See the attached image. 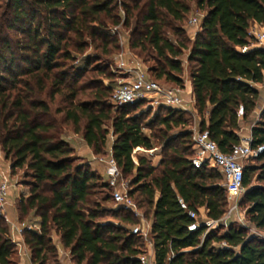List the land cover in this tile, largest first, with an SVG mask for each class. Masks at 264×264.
I'll use <instances>...</instances> for the list:
<instances>
[{"label": "trees", "instance_id": "1", "mask_svg": "<svg viewBox=\"0 0 264 264\" xmlns=\"http://www.w3.org/2000/svg\"><path fill=\"white\" fill-rule=\"evenodd\" d=\"M193 1L205 9V15L191 41L182 25L172 23L187 20ZM0 10V146L11 168L25 169L32 180L18 211L22 220L31 214L40 218V231L23 233L33 263L61 264L52 237L55 231L76 264H141L138 240L143 237L130 228L140 220L123 207L110 212L92 200L94 185L103 175L75 163V148L66 136V126L71 125L97 156H106L110 123L112 152L123 178L137 173L130 195L150 219L156 264H264V239L252 235L248 227L220 224L204 237L205 226L188 230L191 218L179 198L191 210L205 207L212 220H221L227 212L228 193L219 170L197 169L193 157L172 147L168 148L175 158L164 159L159 170L145 156L136 163L138 147L154 148L153 137L144 131V119L134 114L141 102L113 110L108 103L113 88L101 85L93 101L77 99V86L91 62L102 60L99 56L109 54L108 47L116 44L109 25L134 24L131 47L155 52L159 81L164 78L167 84L183 86L180 57L190 50L199 128L208 130L219 148L229 152L241 142V121L249 120L257 108L260 91L255 84H264V48L241 51L255 41L251 24L264 27V0H0ZM167 29L174 32V41L167 37ZM87 39L92 45L99 42L103 54L82 59L84 67L66 69V63L89 46ZM56 95L65 96L66 105L53 112ZM181 114L171 110V117L160 122L169 128L180 126ZM192 136L193 131L183 135ZM260 145H264V111L252 129V146ZM250 161L240 206L247 208V221L264 231V152ZM102 186L112 197L108 180ZM140 194L153 207L151 213ZM106 213L122 225L101 222ZM16 250L8 226L0 223V264H17Z\"/></svg>", "mask_w": 264, "mask_h": 264}, {"label": "rangeland", "instance_id": "2", "mask_svg": "<svg viewBox=\"0 0 264 264\" xmlns=\"http://www.w3.org/2000/svg\"><path fill=\"white\" fill-rule=\"evenodd\" d=\"M192 10L187 18V20L183 24L173 23L176 25H182L186 29V35L190 38L191 41H193L197 35V33L201 30V22L200 25L192 26L190 25V19L197 16L201 18V21L205 15V9L199 8L196 1H193L191 3ZM2 10H0V13ZM121 15H124L123 9H121ZM173 25V26H174ZM135 25L133 24L130 27L124 26L123 22L119 25H109L108 29L110 31L111 37L115 39L116 44H113V46H109L110 53L109 54H103V49L101 48V44L98 42L96 44H90L91 40L87 39L86 41L89 43V46L86 47L85 51L82 54H76V60H72L71 62L66 63V69H71L72 67L80 66L84 67V64L82 62V59H87L90 56L94 54H100L103 55L99 56L102 57V60L95 61L93 60L91 62V65L89 66L88 72L86 74V77L81 78V82L77 86L79 89L78 94V100L80 101H93L94 93L96 92V87L98 85L104 86V87H112V93L114 91V88L122 81H126L128 76L125 74L126 70H124L121 67V63L124 62L127 68L134 67L137 63H141L145 69H147L150 72V75L155 78L156 72L154 69L157 66V63L154 61L153 57L155 56V52H145L141 53L139 49H132L131 47V40L132 36L135 32ZM167 37H169L171 40L174 41L176 39L174 32L172 29H167ZM117 45V46H116ZM75 54V53H74ZM190 50L184 51L183 55L180 57L184 72H183V88H184V98L187 102V108L189 110H182L178 107H166V106H157L152 103V99L148 98L141 102V104L138 106L137 110L134 112L136 115L142 116L144 119V131L147 135H150L153 137L154 141V148L151 150H147L145 148H137L134 151V159L136 160V163H138V157L139 156H145L149 160V163L156 169H160V163L164 159H170L175 158V154L170 150V148H177L182 155H187L190 157H194L195 150H194V141L193 136L191 138L184 139L183 135L187 131H193V129L196 126H199L201 122V117L198 114L197 110H194V104L191 102V92L187 89L188 80L190 78V71H191V64L188 62L189 59ZM155 58V57H154ZM65 69V68H64ZM106 70V75L101 74L100 71ZM153 70V72H151ZM70 82L71 79L69 80ZM162 83H166L164 78L161 80ZM86 83V84H85ZM85 84V85H83ZM187 85V86H186ZM83 86V87H82ZM82 88V89H81ZM48 91H51L49 89ZM46 99L47 97L44 96ZM113 97V94H112ZM112 97L108 99L109 105L113 107V110H116L118 107L114 105V102L112 100ZM66 97L63 95H56L55 100L51 103L52 110H56L58 107L65 106L66 105ZM137 104V103H136ZM171 110H180L182 111V118L183 123L180 126H175V124H171V128L168 126L162 124L160 120L164 117H167ZM63 114L58 115V117H62ZM168 117H171L168 116ZM176 117V116H175ZM248 120L243 121L241 125H244L245 127L250 126L248 124H245ZM259 122V121H258ZM257 122V123H258ZM106 128L110 129V133L108 135V141L107 145L104 149V153H106V156L109 154V150L112 144V130H111V124L107 123ZM249 130L245 131L244 133H241L242 135L250 136V132L252 128L248 127ZM66 136L67 137H76V139H69L72 146L75 148L74 157H75V163L83 166H88L91 170L96 171L97 173L101 174L103 173L102 167L100 165H97V163H94V165H91V162L93 161V155L89 150V147L85 145V142L82 140L83 135L81 133L75 134L72 130L71 125L66 126ZM251 129V130H250ZM68 139V138H67ZM1 147V146H0ZM170 147V148H168ZM3 152V151H2ZM4 155V152L2 154ZM99 157V156H98ZM101 157V156H100ZM6 159V158H5ZM6 161V162H5ZM0 159V174H5L9 176L10 179V189L15 191V194H18L19 191H24L23 194L27 195L29 193L30 187L27 185L31 180V178H28L25 176V169H16L13 170L11 167H8V163L12 164L11 161ZM251 163L249 160L246 162V165ZM158 173V171L156 172ZM137 178V173L134 172L133 174L129 175L126 179H124L126 182L130 183L132 189L135 187L132 185V182L135 181ZM107 181V178L103 176L101 180H98L93 188V196L92 200L95 203L101 204V208L105 209L106 211L114 212L116 211L119 206L114 202L112 197L110 196V193L107 188H104L102 186L103 182ZM254 183H257L254 181ZM246 191V189H245ZM245 193V192H244ZM22 194V195H23ZM244 195V194H243ZM240 196L238 199V211H234L231 218L228 220V223L235 221V224L240 226H247L251 224L247 221L246 216V210L247 208L245 206H240V200L243 197ZM108 197V199L105 201L104 199ZM10 198V199H9ZM140 200H142V204H144V207H148L149 213L152 212L153 207L148 206V204L145 201V195L140 194L139 196ZM10 201L11 197H7V211L9 214V217L11 221L16 222L13 218L12 213L10 212ZM229 210V203L227 206V211ZM142 211V210H141ZM143 212V211H142ZM146 217V216H145ZM150 218V217H149ZM101 222H112L116 225H122L121 222H119L118 219L114 218L111 214L106 213L100 216ZM148 221L150 219L146 218ZM26 223H30L33 225H38L39 229V222L40 218L37 217L35 214L29 215L26 219H24ZM1 224L7 225L9 228V234L10 237L15 242V235L13 234L11 225L7 222L0 221ZM136 225L130 226V228L133 230ZM219 226H214L211 228V230L217 229ZM210 230V231H211ZM218 230V229H217ZM223 230H220L222 232ZM249 232L251 233L252 230L249 229ZM261 236H264V231H261ZM254 234V233H253ZM52 237H54L53 241L55 245L57 246L56 242L59 239L55 231H52ZM18 238V237H17ZM260 239H264L263 237H260ZM16 243V242H15ZM138 243L142 244L140 249L143 252H146L149 247L147 246V241L144 238H139ZM17 245V252H16V260L17 264L20 263L22 256H21V247ZM58 249V248H57ZM30 253V252H29ZM31 254V253H30ZM58 259L59 263L61 264H76L73 261V257L71 255V252L69 249H64L61 247V249H58ZM27 264H32L30 262V258L26 257ZM37 264V263H34ZM54 264V263H50ZM106 264V263H104Z\"/></svg>", "mask_w": 264, "mask_h": 264}, {"label": "built area", "instance_id": "3", "mask_svg": "<svg viewBox=\"0 0 264 264\" xmlns=\"http://www.w3.org/2000/svg\"><path fill=\"white\" fill-rule=\"evenodd\" d=\"M201 18L195 16L190 19V25L199 26ZM255 41L248 47H242L241 51L245 52L252 47L264 48V28H253L250 30ZM121 67L126 70L128 78L126 81L120 82L113 91L112 100L117 107L134 105L145 99L151 98L152 103L157 106L178 107L182 110H189L187 102L183 96V86H175L153 78L150 72L143 67L141 63H137L132 68ZM191 102L195 104V97H191ZM238 115H244V107L241 106ZM194 141V157L192 158L193 166L197 169L204 166L216 168L223 175V186L227 189L229 210L225 213L221 220L204 219L198 211L191 210L188 204L179 198L181 207L191 218L188 225L189 231H197L202 226L207 227L203 237L214 226L225 223L231 218L234 211H238V199L245 192L244 173L246 162L250 159L257 158L264 152V145L258 147L252 146V135L241 138L239 144L234 145L229 152L222 151L217 143L211 138L208 130H201L199 126L193 129ZM94 162L105 166L108 182L112 188V199L125 210L132 212L139 220V224L133 229V233L141 235L146 241L149 249L139 255L141 264H156L154 244L151 240V223L146 219L145 214L141 211L138 204L130 195L132 187L126 182L113 156L112 149L109 150L107 156L95 157ZM136 161V160H135ZM10 191V179L5 174H0V219L11 225L15 242L21 248V256H30V250L27 248L24 240L17 237H23L25 231L38 230V225L26 223V221H11L7 211V197ZM226 244V243H223ZM30 252V253H29ZM175 255V254H174Z\"/></svg>", "mask_w": 264, "mask_h": 264}, {"label": "crops", "instance_id": "4", "mask_svg": "<svg viewBox=\"0 0 264 264\" xmlns=\"http://www.w3.org/2000/svg\"><path fill=\"white\" fill-rule=\"evenodd\" d=\"M264 28L262 25H260V24H258V23H256V22H254V23H252L251 24V28H250V30L251 29H253V28ZM188 87H187V89L188 90H190V92H191V97H193L194 96V94H193V85H192V80H191V77L189 78V80H188ZM187 86V85H186ZM255 87L260 91V98H259V100H258V105H257V108H256V110L254 111V113H253V115H252V117L245 123V124H248V125H250V126H247V127H245L244 125H241V123L243 122V120L241 121V123H240V130H239V132H238V134L240 135V137L241 138H243V137H245L244 135H242L241 133H244L245 131H247V130H249V128L248 127H250V128H252L253 129V127L254 126H256V124H257V122L258 121H260V118H261V115H262V113H263V111H264V84H255ZM194 104V103H193ZM210 108H211V106H210ZM194 110H197V108H196V101H195V104H194ZM209 119H208V117H207V121H208ZM251 130V129H250ZM250 134L252 135V130H251V132H250ZM68 138V140L69 139H76V137H67ZM111 139H112V144H111V147H110V149H112V146H113V141H114V135H113V132H112V137H111ZM82 140L85 142V145H87V147H89V150H90V152L92 153V155H93V158H92V160L93 159H95V157H98L96 154H95V152H94V150L86 143V141H85V139L82 137ZM71 143V142H70ZM138 148H141V147H138ZM109 152V151H108ZM3 154V152H2V149H1V147H0V159H3V161H5L6 159H5V156H3L2 155ZM100 157V156H99ZM6 162V161H5ZM94 163H96V162H94V161H92L91 162V165H94ZM8 165V167L10 168L11 167V164L10 163H8L7 164ZM97 165H100L101 167H102V170H103V173H101L103 176H105L106 178H107V180H108V176H107V174H106V168H105V166L104 165H102V164H100V163H97ZM1 167V166H0ZM1 169V168H0ZM15 191H13L12 189H10V191H9V195H8V197H11V201H10V206H11V208H10V212L12 213V215H13V218L15 219V221L16 222H21V221H24V220H22L21 218H20V214H19V211H18V203H19V200H20V198H21V196H22V194H23V192L24 191H19V193L18 194H15L14 193ZM10 199V198H9ZM199 213H200V215L204 218V219H209L208 217H207V209L205 208V207H202V208H200L199 209ZM150 222V221H149ZM235 222V221H234ZM220 224H224L225 225V228H227V226L229 225V223H228V221H227V225L225 224V223H220ZM245 227H248L249 229H251L252 230V232H251V234L252 235H257V237L259 238V236L260 237H263L264 238V236H261V230H259V229H257L256 227H254L253 225H247V226H245ZM225 231V229H223V231L222 232H224ZM254 233V234H253ZM56 234V233H55ZM59 238V237H58ZM18 239L19 240H24L23 239V237H18ZM53 239H54V237H53ZM58 241L56 242V244H57V248L60 250L61 249V247H63L64 249H65V247L63 246V244L61 243V240H60V238L59 239H57ZM28 248V247H27ZM29 258H30V262L32 263V264H34L33 263V261H32V259H31V254H30V256H28ZM19 264H27V260H26V257H22V259H21V261H20V263Z\"/></svg>", "mask_w": 264, "mask_h": 264}]
</instances>
